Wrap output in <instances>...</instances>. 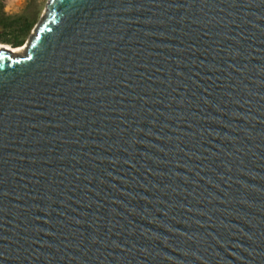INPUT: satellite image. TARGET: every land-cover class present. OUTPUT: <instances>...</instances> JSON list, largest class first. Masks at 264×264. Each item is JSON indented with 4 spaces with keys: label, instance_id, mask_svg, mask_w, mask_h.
Segmentation results:
<instances>
[{
    "label": "water",
    "instance_id": "water-1",
    "mask_svg": "<svg viewBox=\"0 0 264 264\" xmlns=\"http://www.w3.org/2000/svg\"><path fill=\"white\" fill-rule=\"evenodd\" d=\"M0 264H264V0H49L0 50Z\"/></svg>",
    "mask_w": 264,
    "mask_h": 264
},
{
    "label": "rangeland",
    "instance_id": "rangeland-1",
    "mask_svg": "<svg viewBox=\"0 0 264 264\" xmlns=\"http://www.w3.org/2000/svg\"><path fill=\"white\" fill-rule=\"evenodd\" d=\"M49 0H0V44L14 43L20 33L22 24H32L29 33L18 38L23 44L15 49H27L30 39L35 36L39 23L46 15ZM18 21L13 27L11 22ZM5 25V26H4Z\"/></svg>",
    "mask_w": 264,
    "mask_h": 264
},
{
    "label": "flooded vegetation",
    "instance_id": "flooded-vegetation-1",
    "mask_svg": "<svg viewBox=\"0 0 264 264\" xmlns=\"http://www.w3.org/2000/svg\"><path fill=\"white\" fill-rule=\"evenodd\" d=\"M15 21H16V20H15ZM22 25H23V26H22V28H21L20 33L16 35L17 38H16L15 42H14V43H11V44H7V45H11V46H14V47H20V46L23 45V44L21 43V41L19 40L18 37H19L20 35L26 34L28 24L25 22V23H23ZM4 26H5V25H4Z\"/></svg>",
    "mask_w": 264,
    "mask_h": 264
},
{
    "label": "bare ground",
    "instance_id": "bare-ground-1",
    "mask_svg": "<svg viewBox=\"0 0 264 264\" xmlns=\"http://www.w3.org/2000/svg\"><path fill=\"white\" fill-rule=\"evenodd\" d=\"M3 48H7V49H9V50H12L15 54H17V55H24V54H26V51H27V49H24V48H22V49H13L11 46H9V45H2V44H0V50L1 49H3Z\"/></svg>",
    "mask_w": 264,
    "mask_h": 264
},
{
    "label": "trees",
    "instance_id": "trees-1",
    "mask_svg": "<svg viewBox=\"0 0 264 264\" xmlns=\"http://www.w3.org/2000/svg\"><path fill=\"white\" fill-rule=\"evenodd\" d=\"M17 22H18V21H13V22H11V26L13 27L15 24H17ZM31 27H32V24H28V27H27V31H26V33H29V32H30Z\"/></svg>",
    "mask_w": 264,
    "mask_h": 264
}]
</instances>
